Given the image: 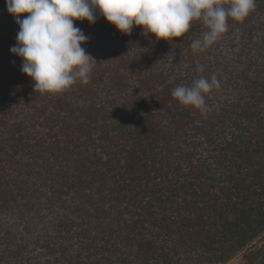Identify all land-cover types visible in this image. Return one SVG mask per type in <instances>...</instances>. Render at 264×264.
Masks as SVG:
<instances>
[{
	"label": "trees",
	"instance_id": "trees-1",
	"mask_svg": "<svg viewBox=\"0 0 264 264\" xmlns=\"http://www.w3.org/2000/svg\"><path fill=\"white\" fill-rule=\"evenodd\" d=\"M74 24L90 82L42 94L0 0V264H264V0L196 53L200 21L169 41ZM213 75L205 111L172 96Z\"/></svg>",
	"mask_w": 264,
	"mask_h": 264
},
{
	"label": "clouds",
	"instance_id": "clouds-1",
	"mask_svg": "<svg viewBox=\"0 0 264 264\" xmlns=\"http://www.w3.org/2000/svg\"><path fill=\"white\" fill-rule=\"evenodd\" d=\"M5 4L19 26L10 52L22 60V73L33 81L34 90L60 94L78 82L89 84L98 64L81 46L89 37L75 26L76 21L95 24L99 13L123 35L136 27L157 41L181 38L192 22L200 21L205 31L190 45L196 53L229 31V19L243 21L255 9L256 0H5ZM198 70L203 72V66ZM219 87L215 75L201 76L191 86L175 87L172 96L184 106L205 111L206 95Z\"/></svg>",
	"mask_w": 264,
	"mask_h": 264
},
{
	"label": "rangeland",
	"instance_id": "rangeland-1",
	"mask_svg": "<svg viewBox=\"0 0 264 264\" xmlns=\"http://www.w3.org/2000/svg\"><path fill=\"white\" fill-rule=\"evenodd\" d=\"M226 264H243V253H240Z\"/></svg>",
	"mask_w": 264,
	"mask_h": 264
}]
</instances>
